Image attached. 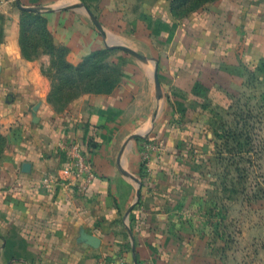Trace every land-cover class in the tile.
<instances>
[{
    "label": "crops",
    "instance_id": "obj_1",
    "mask_svg": "<svg viewBox=\"0 0 264 264\" xmlns=\"http://www.w3.org/2000/svg\"><path fill=\"white\" fill-rule=\"evenodd\" d=\"M20 1L37 11L0 9V264H264V195L246 207L218 177L208 209L215 154L240 150L215 141L227 133L203 111L200 120L195 101L201 83L214 91L239 62L263 75L264 90V0ZM25 12L55 16L48 26L74 64L119 52L124 62L105 68L117 75L57 96L53 54L23 51ZM113 40L142 58L105 47ZM152 140L165 153L143 173ZM74 144L97 173L86 189L68 172Z\"/></svg>",
    "mask_w": 264,
    "mask_h": 264
},
{
    "label": "rangeland",
    "instance_id": "obj_2",
    "mask_svg": "<svg viewBox=\"0 0 264 264\" xmlns=\"http://www.w3.org/2000/svg\"><path fill=\"white\" fill-rule=\"evenodd\" d=\"M8 1L17 5V0H0V9L4 8L3 5ZM49 18L55 19V16L41 14L37 18L33 14L23 13L20 18L23 23L21 43L24 48L26 47L24 51L28 55L38 51L39 43L44 44L46 50L53 54L50 68L53 72L52 81L57 87V96H64L63 98L67 100L84 92L88 87L97 88L99 82L106 77L117 75L115 69L111 73L105 68L106 66L116 67L124 62L119 57V52L105 54L98 51L97 55L80 59L76 64L70 61L68 57L70 47L55 42L54 33L48 26ZM41 20L46 23L43 29L40 24H36ZM129 55L132 56L131 53ZM227 69L231 72L214 78L212 83L217 89L211 92L208 82L201 83L202 89L195 97L200 109L199 119H202L201 111H203L204 114L210 115L211 130L213 129L215 133L220 130L225 136L227 133L228 139L216 137L215 141H219L222 147L226 146L227 151L235 147L240 150V153L236 155L226 153L225 156L218 157V154H215L212 163L214 173H211L210 179L207 180L210 185L204 187L205 196L210 200L208 209L212 211L217 210L218 177L219 179L222 177V181L225 180L227 194L233 195L234 185L237 186L246 207H249L250 198L255 195H264V90L261 83L263 75L250 73L246 65L240 62ZM62 86L66 88L62 89ZM206 98H209L210 102L201 103L206 101ZM186 110L188 109L184 111ZM162 147L164 145L159 140H152L144 145L142 153L147 151L152 159L153 153L158 152L156 156L162 159L165 153ZM234 161H236L235 166ZM144 164L142 160L144 172L147 173Z\"/></svg>",
    "mask_w": 264,
    "mask_h": 264
},
{
    "label": "built area",
    "instance_id": "obj_3",
    "mask_svg": "<svg viewBox=\"0 0 264 264\" xmlns=\"http://www.w3.org/2000/svg\"><path fill=\"white\" fill-rule=\"evenodd\" d=\"M152 148L155 147L152 146ZM67 150L69 153L68 172L78 181H82L83 189H86L96 179V170L88 158L87 153L79 144L71 145ZM142 160L145 163V170L149 172L151 170V159L147 151L142 153ZM43 182L47 186L53 184V176L51 174L45 175Z\"/></svg>",
    "mask_w": 264,
    "mask_h": 264
},
{
    "label": "water",
    "instance_id": "obj_4",
    "mask_svg": "<svg viewBox=\"0 0 264 264\" xmlns=\"http://www.w3.org/2000/svg\"><path fill=\"white\" fill-rule=\"evenodd\" d=\"M17 4L22 9H27V10H31V11H37V8L23 6L20 0H17ZM86 9L89 12V14H90L91 18L93 19L94 23L97 25V27H99L100 29H102L101 28V25H100V23L98 21V19L96 18V16L91 12V10H89L88 7ZM110 47L111 48H117V49H121V50L127 51V52H129V53H131V54H133V55H135V56H137L139 58H142V55L141 54H139L138 52H136L135 50H133V49L127 47V46L119 45V44H111ZM157 69H158L157 66H155L154 78H155V82H156L157 93L160 96L161 95V84H160V81H159L158 70ZM138 136H141V135L135 134L131 138L133 139V138L138 137ZM139 196H140V192H137V197H139Z\"/></svg>",
    "mask_w": 264,
    "mask_h": 264
},
{
    "label": "trees",
    "instance_id": "obj_5",
    "mask_svg": "<svg viewBox=\"0 0 264 264\" xmlns=\"http://www.w3.org/2000/svg\"><path fill=\"white\" fill-rule=\"evenodd\" d=\"M25 13H27V12H25ZM28 13H30V14H33V15H35L37 18L39 17V16H41V14H39V13H33V12H28ZM36 20V19H35ZM37 21V20H36ZM36 24H40L41 26H42V29H43V27L45 26V21L43 22V20H41V22H37ZM23 25V24H22ZM29 26H30V24H28ZM23 28V27H22ZM39 46H42L44 49H46L45 48V46H44V44H42V43H39L38 44V47ZM22 48H23V51H24V49L26 48H24V46H23V44H22ZM111 49H109V50H107V51H110ZM25 52V51H24ZM101 53H103V52H101ZM25 54H27L26 52H25ZM28 55V54H27ZM88 58V57H87ZM86 58V59H87ZM144 168V167H143ZM143 173H144V169H143Z\"/></svg>",
    "mask_w": 264,
    "mask_h": 264
}]
</instances>
